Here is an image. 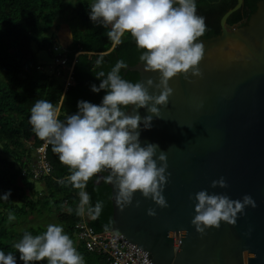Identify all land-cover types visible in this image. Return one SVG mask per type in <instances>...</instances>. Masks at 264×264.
I'll return each instance as SVG.
<instances>
[{
  "label": "water",
  "instance_id": "95a60500",
  "mask_svg": "<svg viewBox=\"0 0 264 264\" xmlns=\"http://www.w3.org/2000/svg\"><path fill=\"white\" fill-rule=\"evenodd\" d=\"M235 0L219 19V34L200 38L205 54L199 68L202 77L180 75L169 81L173 95L160 107L152 126L140 124V141L159 145L166 152L171 173L163 195L169 205L158 207L136 193L122 212L111 193L112 225L106 231L120 234L128 250L138 252L146 264H264V2L244 25H228L227 18L242 6ZM136 63L122 73L136 72L138 82L159 73L144 72ZM150 94H159L149 89ZM202 102V107H198ZM134 111L128 110L129 114ZM139 115H151L145 108ZM159 154V150L158 153ZM106 175L107 172H104ZM223 177L227 188H212ZM200 190L226 194L231 199L250 195L257 207H247L235 226L221 223L201 237L191 220ZM140 207H136V201ZM153 208L156 216L147 215ZM249 228L250 235H245Z\"/></svg>",
  "mask_w": 264,
  "mask_h": 264
},
{
  "label": "clouds",
  "instance_id": "9594fccd",
  "mask_svg": "<svg viewBox=\"0 0 264 264\" xmlns=\"http://www.w3.org/2000/svg\"><path fill=\"white\" fill-rule=\"evenodd\" d=\"M89 9L93 23L110 26L108 37L115 43H120L126 33L131 35L142 50L139 60L144 72L159 73V82L148 78L146 84L132 83L122 78L120 71L127 65L118 60L106 78L102 79L104 72L96 74L101 80L98 87L91 86L94 93L105 90L100 104L78 101V112L62 122L53 103L40 99L30 109L29 124L36 137L51 145L61 164L69 169V183L80 190L78 215L87 212L92 219L101 215L103 203L97 201L91 206L84 189L93 177L104 172L108 173L104 182L117 190L115 203L122 212L132 205L136 193L167 208L163 192L171 173L167 171L166 152L157 144L142 146L139 129L141 123L145 129L151 128L153 116L160 118L158 106H166L173 95L171 79L203 76L199 65L205 48L199 38L207 29L205 18L197 14L195 0H94ZM149 89L159 94H150ZM130 108L134 109L131 114ZM140 108L151 115L142 118L137 111ZM211 187L227 188L228 184L221 177L213 180ZM10 195L9 190L2 198L7 200ZM189 199L194 201L195 212L191 224L201 237L207 229H219L222 222L235 226L238 215H244L247 207H257L250 195L231 199L226 194L200 190ZM135 206L140 207L139 200ZM147 215L155 217V209L149 208ZM8 219L15 217L10 213ZM104 227L108 230L109 226ZM251 231L249 228L245 235ZM14 247L23 264H85L61 225L48 224L36 235L25 232ZM0 264H17L15 255L0 251Z\"/></svg>",
  "mask_w": 264,
  "mask_h": 264
},
{
  "label": "trees",
  "instance_id": "16d2710c",
  "mask_svg": "<svg viewBox=\"0 0 264 264\" xmlns=\"http://www.w3.org/2000/svg\"><path fill=\"white\" fill-rule=\"evenodd\" d=\"M260 0H243L239 10L226 20L228 25H244L255 11ZM264 2V0H262ZM94 0H0V251L11 252L17 264H23L14 244L22 239L25 232L33 235L44 232L42 227H30L17 231L12 226L20 218H27L43 211L63 226L66 234L72 237L73 225L80 220L77 214L80 196L78 189L69 183V169L62 165L58 155L47 144L45 159L50 174L33 179L31 170L37 165L35 150L44 141L36 137L29 124L30 109L37 100H48L63 122L67 116L78 112V101L84 100L100 104L105 90L91 91V86H99L101 80L96 74L105 73L123 60L127 66L142 63L139 60L142 50L136 47L130 34H125L120 43L110 50L112 40L110 29L99 22L90 20V5ZM197 13H213V24L207 26L200 38L218 35L220 17L235 4V0H195ZM65 16V17H64ZM57 18H64L70 35V43L64 45L58 34L52 30ZM199 38V39H200ZM56 47L57 50L53 51ZM62 55L67 65H72L73 85L63 91V78L56 76L57 67L45 70L37 54L54 52ZM55 59V58H54ZM54 63V60H53ZM120 71L122 78L138 82L136 72ZM105 173L93 177L84 189L90 196L91 206L97 201L103 203L101 215L92 219L88 214V225L94 231H106L112 225L111 193L103 177ZM35 185H39L37 191ZM11 192L7 200L2 196ZM15 219L9 220V214ZM87 213V212H86ZM50 218V217H49ZM51 218V219H53ZM49 219V220H51ZM14 221V222H12ZM78 252L85 264H104L100 255L87 252L79 242ZM39 264H47L46 261Z\"/></svg>",
  "mask_w": 264,
  "mask_h": 264
},
{
  "label": "built area",
  "instance_id": "2783aa9c",
  "mask_svg": "<svg viewBox=\"0 0 264 264\" xmlns=\"http://www.w3.org/2000/svg\"><path fill=\"white\" fill-rule=\"evenodd\" d=\"M56 50L57 48L54 47L53 51ZM54 64L57 67L55 75L62 76L63 91H65L73 85L71 74L73 64L67 65L65 58L60 54L55 57ZM46 146L47 144L43 142L35 150L37 165L31 170L33 179H39L50 174V168L45 159ZM72 230L84 249L89 253L100 255L104 264H146L138 252L128 250L119 238L120 234H113V230L93 234L92 228L87 223L86 212L84 215H80V220L73 225Z\"/></svg>",
  "mask_w": 264,
  "mask_h": 264
},
{
  "label": "rangeland",
  "instance_id": "374dc122",
  "mask_svg": "<svg viewBox=\"0 0 264 264\" xmlns=\"http://www.w3.org/2000/svg\"><path fill=\"white\" fill-rule=\"evenodd\" d=\"M52 30H55L59 36L64 35L63 34L64 30H67L68 32H70L68 26H66V23H64V18H57V22L52 28ZM58 55H59V52H54L52 55H47L45 52H40L37 54V59L43 61L41 62V65L45 67V70L52 71L54 67L53 60ZM35 189L38 191L40 189V186L35 185ZM49 214L50 213L43 211L42 214H38V215L33 214V215L28 216L27 218H20L17 222H15V224L12 227L15 228L17 231L26 230L30 227H35V228L42 227L44 228V230H46V226L48 224L60 225L56 221V219L51 217L52 215L50 216ZM72 240L74 241V245L77 248L79 241L75 235L72 237Z\"/></svg>",
  "mask_w": 264,
  "mask_h": 264
},
{
  "label": "crops",
  "instance_id": "0c3cea01",
  "mask_svg": "<svg viewBox=\"0 0 264 264\" xmlns=\"http://www.w3.org/2000/svg\"><path fill=\"white\" fill-rule=\"evenodd\" d=\"M110 29V26L108 27ZM64 34V33H63ZM59 39L61 42L64 43V45H61L60 48L64 49V46L68 45L70 43V35L68 34L67 36H65V34L63 36H59ZM116 45V43L113 41L110 50ZM58 52V51H57ZM57 112H58V107L56 108ZM86 217H87V221H88V215L86 213Z\"/></svg>",
  "mask_w": 264,
  "mask_h": 264
},
{
  "label": "flooded vegetation",
  "instance_id": "af4514ba",
  "mask_svg": "<svg viewBox=\"0 0 264 264\" xmlns=\"http://www.w3.org/2000/svg\"><path fill=\"white\" fill-rule=\"evenodd\" d=\"M200 16H203L205 18V23L208 26L210 24V26L213 24V19H214V14L213 13H197ZM219 27V24H218Z\"/></svg>",
  "mask_w": 264,
  "mask_h": 264
}]
</instances>
